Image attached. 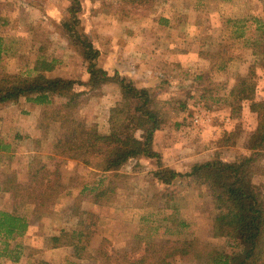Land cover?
Returning <instances> with one entry per match:
<instances>
[{
    "label": "rangeland",
    "instance_id": "374dc122",
    "mask_svg": "<svg viewBox=\"0 0 264 264\" xmlns=\"http://www.w3.org/2000/svg\"><path fill=\"white\" fill-rule=\"evenodd\" d=\"M3 1L0 8L9 15L1 16L7 22L0 20V33L9 38L0 55V75L27 74L38 58H46L56 64L50 76L88 78L84 48L72 43L62 25L70 17L71 0H36L43 16L29 14L25 7L23 11L15 0ZM79 1L80 29L99 49V65L111 75L117 72L149 88L156 97L164 118L154 136L158 157L131 158L118 171L103 172L84 163L83 152L58 154V142L73 136L60 121L45 119L41 104L23 95L1 105L0 141L8 149L0 150V208L17 210L28 218L29 227L8 248V253L20 252L19 260L0 248V264H37L47 248H55V235L78 229L87 235L81 244L59 247H74V259L86 258L89 264H106V229L120 232L113 264H209L214 248L237 250V242L218 234L215 216L226 206L214 189L187 176L164 183L157 171L184 173L191 164L217 153L225 159L248 153L246 137L258 124L251 102H242L235 112L224 100L213 103L208 95L226 96L255 69V99L264 100V65H254L258 57L252 54L264 47V0H145L137 7L126 5V0ZM34 18L45 22L36 28L41 46L30 47L31 39L22 35ZM159 21L167 27H159ZM18 34L21 37L14 38ZM171 40L180 42H171L168 52L166 43ZM78 90L83 93L71 117L84 125V131L96 128L110 134V117L122 104L119 84L109 81ZM65 101L66 96L56 94L49 110ZM106 145L101 141L98 147ZM261 165L264 168V158ZM100 179L104 181L98 185ZM255 182L264 189V173ZM11 183L17 188L37 186L46 193L48 185L55 186L60 193L53 204L40 209L8 191ZM106 188L108 194L95 202L96 194ZM18 243L21 246L14 250ZM173 245L175 255L162 262L165 252L156 253L158 246ZM60 251L54 256L64 264V257L72 253Z\"/></svg>",
    "mask_w": 264,
    "mask_h": 264
},
{
    "label": "trees",
    "instance_id": "16d2710c",
    "mask_svg": "<svg viewBox=\"0 0 264 264\" xmlns=\"http://www.w3.org/2000/svg\"><path fill=\"white\" fill-rule=\"evenodd\" d=\"M143 2L145 0H126L124 3L130 7H137ZM79 9L80 1L71 0L70 17L64 18L62 25L72 43L81 44L84 48L88 78L76 80L59 75L50 76L48 73L55 69L54 60L38 58L27 74L3 72L0 75V106L10 101H17L23 95L41 104L42 116L47 120L51 119L50 121H60L73 136V140L58 142L60 146V150H57L58 154L69 156L71 152H83L84 163L103 172L118 171L131 158L158 157V153L154 150V136L163 125L164 118L156 97L149 88L139 87L132 80L121 77L117 72L111 75L99 65V49L80 29ZM1 53L2 40L0 39V55ZM252 54L258 57L254 65H264V47L255 48ZM255 74L254 69L249 76L238 80L224 97L208 95L213 103L224 100L225 105L230 106L235 112L241 110L242 102H251V110L258 115V124L246 137L245 148L248 153L239 154L233 159H225L217 153L208 160L191 164L184 173L175 170L167 173L164 169L157 171L158 178L164 183L170 184L178 177L187 176L192 177L199 184H207L215 190L218 199L225 204L226 211L215 216V224L219 236L237 242V250L228 252L214 248L210 251L209 264H264V189L262 184L255 182V177L264 173L261 165L264 158V100L255 99L257 86L252 79ZM109 81L119 84L122 96V104L110 117L111 132L103 135L96 128L84 131V125L71 117V110L83 93L78 88L86 85L100 87ZM205 90H207L206 93H210L208 89ZM30 94H34L35 97L30 98ZM56 94L66 96L67 101L49 110L48 106L53 103V96ZM201 96L207 95L202 93ZM209 99L206 98V102ZM63 111L65 113L62 114ZM39 126L41 127L42 123ZM101 141L107 142L105 148L98 147ZM7 146L8 144L0 141V150L8 149ZM91 157H93L92 160ZM34 177L37 178L36 173ZM103 179H100L98 185L103 183ZM18 186L19 188L14 187L11 183L7 190L14 191L16 197L25 196L29 199V203H34L40 209L53 204L60 193L55 186L48 185L49 193L43 192L37 186ZM30 189L31 192H29ZM94 190H96L95 187L90 188V192ZM19 191L24 193H17ZM109 191V188L101 190L93 200L96 202L99 200L98 196L107 195ZM111 191L113 192L112 189ZM28 227V218L23 214L15 209L10 211L0 208V248L6 256H10L15 261L19 260L20 252L17 251L14 255L8 253V248L11 241H18L25 235ZM85 236L87 235L83 230L78 229L62 232L55 235L52 240L53 245L59 247L80 243L85 240ZM191 244L194 246L193 242L185 241L184 243L186 246ZM155 245H152L153 248ZM18 246H21L20 243L16 244L14 250H17ZM184 247L182 251H188ZM168 248L158 246L155 251L160 255L165 252L162 262L167 257L175 255L174 245ZM206 254L208 255L207 252ZM37 264L51 263L40 260Z\"/></svg>",
    "mask_w": 264,
    "mask_h": 264
},
{
    "label": "crops",
    "instance_id": "0c3cea01",
    "mask_svg": "<svg viewBox=\"0 0 264 264\" xmlns=\"http://www.w3.org/2000/svg\"><path fill=\"white\" fill-rule=\"evenodd\" d=\"M1 1V0H0ZM5 2V0L3 1ZM15 3H19V5L22 4V10L24 11V7L28 9L29 14H35L43 16L42 14V10L39 8L40 6L36 0H15ZM7 16L8 14V10H6L5 8L1 7L0 8V20H2L4 23L7 22L6 18H2L1 16ZM167 20H164V22ZM42 24L45 21H40L39 19H32V22H30L28 24V28H27V33H23L24 35H22V37L26 38V39H31V43H30V47H36L38 44L41 46V41L38 39V35H37V29L40 24ZM159 27H167L166 25L162 24L161 21H159ZM165 24H167V22H165ZM169 26V25H168ZM21 37L20 34L18 35H14V38H18ZM167 38H170L169 36H166ZM9 38L8 35L5 34H1L0 33V39L2 40V52H5L6 48H7V39ZM25 40V39H24ZM171 42L175 43L176 45L178 44V42L180 41H175V40H171L169 43L167 44V51L171 52V47L173 46L171 44ZM131 43V42H130ZM181 43H183V41H181ZM171 46V47H170ZM190 48V46H189ZM189 51V50H188ZM120 237V232L116 231V230H108L106 229V264H113V254H116V250H118V244L116 243L115 239ZM124 249V247H123ZM49 250H54L52 252H50ZM58 250H64L65 252H70L72 253L74 251V247H55V248H47L43 253L44 255H40V257H38V260H43L46 262H49L51 264H63L61 262V258H57L54 256L55 252H58ZM73 250V251H72ZM76 250V249H75ZM60 251V252H61ZM126 252V251H124ZM79 253V251H78ZM77 253V255H78ZM74 253H72V255L69 257H64V264H89L88 259L86 258H80L79 256H77L76 259H74ZM76 254V253H75ZM79 257V258H78ZM76 260V261H75Z\"/></svg>",
    "mask_w": 264,
    "mask_h": 264
}]
</instances>
